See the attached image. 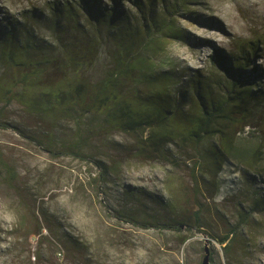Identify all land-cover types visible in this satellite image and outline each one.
I'll use <instances>...</instances> for the list:
<instances>
[{
    "label": "rangeland",
    "instance_id": "obj_1",
    "mask_svg": "<svg viewBox=\"0 0 264 264\" xmlns=\"http://www.w3.org/2000/svg\"><path fill=\"white\" fill-rule=\"evenodd\" d=\"M50 1L0 0V21L22 20V13L35 12L40 18L30 17L27 24L32 40L45 55L60 58L63 46L47 20ZM187 1L188 8L182 6L175 18L184 40L158 37L153 44L159 47L155 69L177 71L174 88L198 72L223 81L221 86L228 90V77L212 59L219 50L229 56L242 41L264 34V0ZM121 3L134 13L131 2ZM79 16L87 37L99 43L87 75L92 89L113 68L116 44L104 37L107 29L100 30L84 9ZM38 53L31 49L30 59ZM255 63L264 68V58ZM57 64L54 61L48 73L34 80L32 91L58 83L53 70ZM7 69L0 62V153L17 177L13 182L6 173L0 177V264H31L41 236L31 235L37 233L31 217L33 212L40 216L39 210L50 215L47 221L39 219L45 247L58 243L62 251L58 264H202L206 238L213 256L210 264H264V154L251 160L252 165L247 162L263 143L259 120L243 131L238 130L240 124L229 127V132L238 130L236 153L220 168L202 156L212 143L220 145L219 136L206 138L199 147L172 143L167 158L152 159L138 151L135 137L104 129L99 120L85 117L79 123L64 115L51 120L18 99L7 103L5 91L14 83ZM78 145L86 159L69 150ZM257 200L263 207L255 210ZM129 216L155 224L182 221L186 226L181 233L143 229L128 222ZM235 226L238 235L228 255L217 239ZM64 233L78 241V252L62 250ZM53 257L48 250L45 259Z\"/></svg>",
    "mask_w": 264,
    "mask_h": 264
},
{
    "label": "trees",
    "instance_id": "obj_2",
    "mask_svg": "<svg viewBox=\"0 0 264 264\" xmlns=\"http://www.w3.org/2000/svg\"><path fill=\"white\" fill-rule=\"evenodd\" d=\"M128 1L133 5L134 13L124 7L122 0H110L111 4L103 0H52L47 3L46 9L51 12V19L47 20L63 46L60 58L45 55L32 40L27 24L30 17L40 18L36 17L35 12L22 13V20L2 19L0 62L11 68L7 70L14 74V83L5 91L7 103L18 99L31 112L51 120H58L62 115L71 116L79 123L85 117L99 120L104 129L135 137L138 151L152 159L167 158L166 148L172 143L199 147L206 138L219 136L220 145L212 143L202 155L208 163L218 168L235 155L239 129L243 131L245 126H255V120H259L256 126L264 136V68L255 63L264 58V34L242 41L236 46L237 52L229 56L223 50L214 55L213 64L220 68L222 75L228 77V90L221 86L223 81L213 80L198 72L182 87L174 88L173 81L178 79L179 73L155 69L154 55L159 47L155 48L153 44L158 37L184 40L175 18L182 6L184 10L188 8V1ZM79 9H84L100 30L107 29L104 37L116 44V51L111 54L113 68L107 70L104 78L92 89L87 75L97 60L95 50L99 43L87 37ZM31 49L39 52L38 58L30 59ZM54 61L58 63V69H53L59 75L58 83L32 91L34 80L48 73L50 69L47 68ZM251 65L253 69H249ZM220 87L224 88L222 93H219ZM29 88L31 92L27 93L26 89ZM260 109L263 111L259 112ZM236 124H240L238 130L229 132V127ZM69 150L83 159L87 157L80 145ZM263 154L264 137L263 143L246 160L252 165L250 161H258ZM97 164L103 168L101 163ZM104 169L101 178L105 181L107 170ZM4 173L9 182L15 181L16 171L0 153V177ZM263 205L257 200L253 209L258 210ZM38 212L40 216L33 212L31 217L37 229V233L31 235L41 236L29 259L31 264H34L32 257L35 264H58V254H62V251L58 249V243L49 249L45 247L47 237L43 235L40 223V219L47 221L50 215L45 211ZM128 218V222L143 229L156 227L181 233L186 226L184 222L176 220L155 224L139 221L132 216ZM44 228L50 229L47 225ZM237 235L238 227L235 226L217 239L226 254L231 253ZM61 240L65 253L80 250L78 241L68 234L64 233ZM48 250L53 253L52 261L45 259ZM210 259L213 260L212 255Z\"/></svg>",
    "mask_w": 264,
    "mask_h": 264
},
{
    "label": "water",
    "instance_id": "obj_3",
    "mask_svg": "<svg viewBox=\"0 0 264 264\" xmlns=\"http://www.w3.org/2000/svg\"><path fill=\"white\" fill-rule=\"evenodd\" d=\"M209 241L210 239L206 238L205 256L203 258L202 264H210L211 251H210Z\"/></svg>",
    "mask_w": 264,
    "mask_h": 264
}]
</instances>
